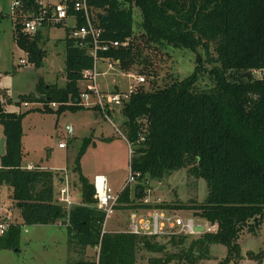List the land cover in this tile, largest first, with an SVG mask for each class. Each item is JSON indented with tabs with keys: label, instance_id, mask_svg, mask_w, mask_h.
Here are the masks:
<instances>
[{
	"label": "trees",
	"instance_id": "trees-1",
	"mask_svg": "<svg viewBox=\"0 0 264 264\" xmlns=\"http://www.w3.org/2000/svg\"><path fill=\"white\" fill-rule=\"evenodd\" d=\"M87 1L98 26L104 29L103 38L125 44L100 53V58L111 60L125 73L140 67L139 75L148 80L156 76L144 57L149 47L187 50L196 55L192 76L164 88L154 87L149 81L152 87H139L121 110L128 118L126 137L135 148L130 168L141 174L139 180L148 176L162 180L167 174L188 169L191 175L206 181V201L151 205L133 198L127 186L119 192L115 210H190L209 221H218L219 231L192 241L184 235L170 237L169 243L182 249L174 254L166 252L167 246L158 241L159 237L109 231L102 234L106 214L95 206L94 184L81 167L91 140H84L74 168L79 173L82 203L68 211L57 201L52 170L23 168V119L39 109L26 114L8 113L0 103V125L6 138V154L0 159V186L13 188L14 207L21 210L22 219L21 224L13 223L0 236V252L19 248L25 226L64 221L71 242L83 251L101 243L100 264H137L142 249L164 255L151 259L149 264H170L181 259L199 264L207 259L213 244L228 247L223 264L230 263L231 256L241 251L238 233L246 225L251 233L264 229V82H252L249 77L250 70L264 68V0ZM25 4L28 9L32 5L37 8L36 0ZM134 9L141 14L138 24ZM4 16L0 13V43ZM77 17L81 28L85 20L80 14ZM21 29V25H15L17 44L36 67H41L44 54L39 47L40 31L28 36ZM69 33L68 29L67 87H47L41 79L36 92L21 95L20 103L44 104L45 108L40 109L43 112H54L50 107L53 103L60 106L61 113L87 109L76 105L81 93L78 83L84 80L86 71L94 69L95 60L70 39ZM211 49L217 55L216 65L207 69L204 62H212ZM206 76L211 85L199 90L197 85ZM69 102L74 104L66 105ZM142 138L144 142L139 143ZM144 187L138 186L137 198H143ZM252 254L264 264V249ZM73 264L94 263L80 260Z\"/></svg>",
	"mask_w": 264,
	"mask_h": 264
},
{
	"label": "rangeland",
	"instance_id": "rangeland-1",
	"mask_svg": "<svg viewBox=\"0 0 264 264\" xmlns=\"http://www.w3.org/2000/svg\"><path fill=\"white\" fill-rule=\"evenodd\" d=\"M10 3V0H0L1 12L5 15L1 23L0 103L8 113L26 114L34 108L39 109L27 114L23 119L25 150L23 165L27 166L28 163H32L52 170L55 173L56 198L58 197V177H68L74 195L80 191L79 173L74 172L76 159L84 140L89 139L91 140L90 146L81 160L84 176L91 183L94 182L96 175L107 176L113 191L121 192L130 172L129 145L125 140L128 118L122 113V108L113 106L109 120L102 113L91 108L67 110L61 113L58 112L59 105L56 108L50 105L54 112H43L40 109L45 108L44 104L29 103L26 107L25 103H20L19 100L21 95L36 92L41 79L47 87H67L66 38L69 27H74L76 23L75 19H69L68 28L46 27L40 30L39 47L44 58L42 66L36 67L29 54L16 42L18 31L15 32V23L7 15ZM134 15L136 24L140 23L141 14L137 9H134ZM210 54L213 57L212 62H204L207 69L216 65L217 55L213 49L210 50ZM144 57L150 62L148 69L156 75L152 80H148L146 76V87H152L150 86L152 81L154 87L164 88L177 79L189 78L196 69V55L187 50L149 47ZM204 57L205 60L210 59V57ZM98 71L100 76L97 82L102 93L127 92L130 85L134 83L130 74L123 72L114 62H99ZM139 71L140 67L132 73L139 74ZM90 84V80H82L78 83V87L84 91ZM209 85L211 82L206 76L197 87L199 90H207ZM67 126L74 128L73 135L67 133ZM3 133V126L0 125V141ZM61 143L66 144V148H60ZM36 168L42 167L36 166ZM139 185L145 186L142 199L136 197ZM130 187L133 198L139 202L148 201L151 205L179 206L188 205L192 201L202 204L208 197L206 181L191 175L188 169L167 174L162 180L151 179L148 176ZM11 189H4L0 192L1 213L14 205ZM133 213L134 211L130 210H114L106 223V231L126 232L130 230ZM140 213L144 215V211ZM178 214L182 217H195L198 225H204L207 222L206 218L190 210H178ZM12 218L14 223L18 221L15 214ZM57 223L63 222L58 221ZM199 231L202 232V230ZM189 237L190 241L200 238L198 236ZM237 237L241 251L234 253L228 264H257L258 260H255L252 253L256 254L264 249V229L251 233L246 225ZM169 240L170 237L158 238V241L167 246L168 254L179 253L182 249L171 245ZM228 254L227 246L213 244L209 247L207 259L198 263L223 264ZM94 257L93 248L88 247L83 251L71 242L65 227H58L54 224L35 225L22 228L19 248L0 252V264H73L80 260L92 261ZM162 257H164L163 254L142 249L138 254L137 264H149L151 259ZM170 264H192V261L181 259L174 260Z\"/></svg>",
	"mask_w": 264,
	"mask_h": 264
},
{
	"label": "built area",
	"instance_id": "built-area-1",
	"mask_svg": "<svg viewBox=\"0 0 264 264\" xmlns=\"http://www.w3.org/2000/svg\"><path fill=\"white\" fill-rule=\"evenodd\" d=\"M10 6L7 15L14 21L15 25L22 26V32L28 36L36 35L42 28L46 27H66L68 28V21L70 18H74L76 23L74 27H69L70 39L77 42L79 48L85 49L87 54L92 56L95 60V67L93 70L86 71L84 73V80H90L91 84L80 93V100L76 102V105L86 108H97L107 119L110 120L109 114L112 111V107L122 108L125 103L129 102L132 95L137 91L139 87L145 85L147 82L144 75L135 73H129L134 83L130 85L129 91L123 93H102L98 87V77L100 73L98 71V63L101 61L112 62L108 59L100 58L99 54L107 52L111 48H118L125 45L120 42H114L105 40L103 38L104 29L98 26L96 21V14L89 6L87 0H36L37 8L28 9L25 1L27 0H10ZM0 13L1 9H0ZM77 14H80L85 20V25L79 28V19ZM25 64V61H23ZM249 77L252 82H264V68L252 69L249 71ZM69 102L66 105H73ZM26 107L29 104H25ZM53 108H56L58 104H51ZM67 133L73 135L75 130L72 126H67ZM119 132V131H118ZM127 144L129 145L130 164L132 157L135 153L134 144L129 142L125 137ZM144 142L142 138L139 143ZM60 148H66V144L61 143ZM36 167L29 165L26 170H35ZM141 178L140 173H135L131 170L126 180V185L131 186L138 183ZM63 182L58 187V203L66 210H70L75 206L73 200V192L69 178L62 179ZM95 187V206L105 212L106 219L103 225L102 234L106 231V223L115 210V206L119 203L120 193L113 191L109 184V180L105 176H97L94 179ZM124 187V188H125ZM144 203L148 204V201ZM2 211V209H1ZM0 236L5 235L9 227L13 224L12 214L9 211H4L0 214ZM131 227L126 233L139 236V237H172V236H198L201 237L205 234H216L219 231L218 221L212 222L207 220L204 225H198L195 217H182L176 210H162L153 209L144 211V215H141L139 211H134L131 217ZM59 226L65 227L64 221H59ZM199 230H202L199 231ZM95 257L92 260L94 264H100L101 257V243L94 247ZM260 264V263H257Z\"/></svg>",
	"mask_w": 264,
	"mask_h": 264
},
{
	"label": "crops",
	"instance_id": "crops-1",
	"mask_svg": "<svg viewBox=\"0 0 264 264\" xmlns=\"http://www.w3.org/2000/svg\"><path fill=\"white\" fill-rule=\"evenodd\" d=\"M0 57H1V50H0ZM97 116V115H96ZM4 137V135L1 137V139ZM62 149H64V148H62ZM24 161V160H23ZM32 164V163H31ZM31 164H27V166H29V165H31ZM27 166H25V165H23V168L24 169H26L25 167H27ZM32 166H41L42 167V169H45V170H49L47 167H45V166H42V165H33L32 164ZM97 176H99V175H96L95 177H97ZM105 177H107V176H105ZM63 178L62 177H58V182L61 184L62 182H63V180H62ZM58 183V185H57V188L59 187V184ZM4 189H11V187L10 186H6V185H3V186H0V192L1 191H3ZM12 190L13 189H11V192H12ZM13 194V193H12ZM10 196H11V194H10ZM81 196H82V194H81V192L79 191L78 193H75L74 195H73V200H74V202H75V205H79V204H81L82 203V200H81ZM7 211H9L11 214H12V216H13V214H15L16 216H17V219H18V221H16L15 223H19V224H21L22 223V219H21V210L20 209H18V208H16V207H14V205L11 207V208H9ZM2 211H1V208H0V214H2L1 213ZM4 212V211H3ZM18 212V213H17ZM139 212H141V211H139ZM19 219H20V221H19ZM13 223H14V221H13ZM54 225H56V226H58V227H61V226H59V224L58 223H56V224H54Z\"/></svg>",
	"mask_w": 264,
	"mask_h": 264
},
{
	"label": "water",
	"instance_id": "water-1",
	"mask_svg": "<svg viewBox=\"0 0 264 264\" xmlns=\"http://www.w3.org/2000/svg\"><path fill=\"white\" fill-rule=\"evenodd\" d=\"M6 154V138L3 137L0 141V159Z\"/></svg>",
	"mask_w": 264,
	"mask_h": 264
}]
</instances>
